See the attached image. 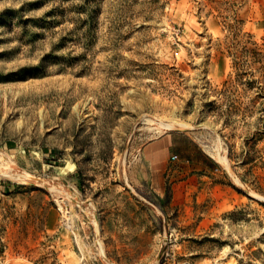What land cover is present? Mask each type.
<instances>
[{
    "label": "rangeland",
    "instance_id": "obj_1",
    "mask_svg": "<svg viewBox=\"0 0 264 264\" xmlns=\"http://www.w3.org/2000/svg\"><path fill=\"white\" fill-rule=\"evenodd\" d=\"M0 264H264V0H0Z\"/></svg>",
    "mask_w": 264,
    "mask_h": 264
},
{
    "label": "bare ground",
    "instance_id": "obj_2",
    "mask_svg": "<svg viewBox=\"0 0 264 264\" xmlns=\"http://www.w3.org/2000/svg\"><path fill=\"white\" fill-rule=\"evenodd\" d=\"M166 127H172L173 124L172 123H163ZM208 146H206V150L208 151ZM219 150V149H218ZM223 155V156H222ZM217 158L220 162L225 164V158H224V154L221 155H217ZM5 161V160H4ZM228 163V162H227ZM2 175H4V177H7L13 181H19V182H26L27 179L29 178H34L32 175L29 174H25V175H19V174H15L14 172L7 170V171H3Z\"/></svg>",
    "mask_w": 264,
    "mask_h": 264
},
{
    "label": "trees",
    "instance_id": "obj_3",
    "mask_svg": "<svg viewBox=\"0 0 264 264\" xmlns=\"http://www.w3.org/2000/svg\"><path fill=\"white\" fill-rule=\"evenodd\" d=\"M86 5H88V4H86ZM85 5V6H86ZM84 6V7H85ZM98 9V5H96L95 7L93 6V7H89L88 9H86V11L88 10V15H90V19H88L89 20V23H92L93 24V22H95V20H94V15H96V10ZM93 21V22H92ZM28 34V33H27ZM57 63H61L60 65H62L63 64V62H57Z\"/></svg>",
    "mask_w": 264,
    "mask_h": 264
},
{
    "label": "crops",
    "instance_id": "obj_4",
    "mask_svg": "<svg viewBox=\"0 0 264 264\" xmlns=\"http://www.w3.org/2000/svg\"><path fill=\"white\" fill-rule=\"evenodd\" d=\"M172 158H174V156H172Z\"/></svg>",
    "mask_w": 264,
    "mask_h": 264
}]
</instances>
